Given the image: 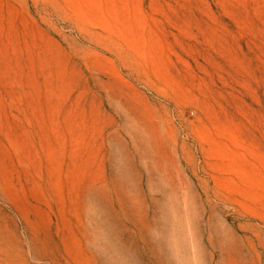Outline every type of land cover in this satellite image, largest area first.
<instances>
[{"label":"rangeland","instance_id":"obj_1","mask_svg":"<svg viewBox=\"0 0 264 264\" xmlns=\"http://www.w3.org/2000/svg\"><path fill=\"white\" fill-rule=\"evenodd\" d=\"M0 264H264V0H0Z\"/></svg>","mask_w":264,"mask_h":264},{"label":"bare ground","instance_id":"obj_2","mask_svg":"<svg viewBox=\"0 0 264 264\" xmlns=\"http://www.w3.org/2000/svg\"><path fill=\"white\" fill-rule=\"evenodd\" d=\"M136 136H138L137 138H139V139H140L139 135H136Z\"/></svg>","mask_w":264,"mask_h":264}]
</instances>
